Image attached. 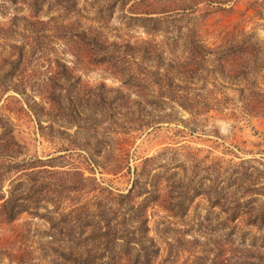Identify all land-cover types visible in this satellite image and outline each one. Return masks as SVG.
<instances>
[{
    "label": "rangeland",
    "instance_id": "1",
    "mask_svg": "<svg viewBox=\"0 0 264 264\" xmlns=\"http://www.w3.org/2000/svg\"><path fill=\"white\" fill-rule=\"evenodd\" d=\"M0 151V264H264V0H0Z\"/></svg>",
    "mask_w": 264,
    "mask_h": 264
},
{
    "label": "trees",
    "instance_id": "2",
    "mask_svg": "<svg viewBox=\"0 0 264 264\" xmlns=\"http://www.w3.org/2000/svg\"><path fill=\"white\" fill-rule=\"evenodd\" d=\"M10 140H12V142L9 141L8 146H14V147H21V145L19 144V142H17L13 137L10 138ZM15 152H13L14 154ZM3 156V152L0 151V157ZM155 159H149L146 158L144 159V165L147 166L148 162H154ZM26 163H29L25 160L22 161H12L9 162L8 165H5L7 163H1L0 164V224L1 223H10L13 224L15 223L19 217L25 213L26 211H28V207L25 206V204H23L21 202V204H18V200L12 196V193H10L9 196H6V194L3 193V187H4V183L9 179L10 176H12V174H14L15 172H18L20 169L25 170L26 168L25 165H27ZM148 170V168H146ZM146 169H144L143 172H146ZM150 171L148 170L147 173H145V176L148 175ZM135 178L133 179L131 188L128 190L127 194H120V199H126L129 201H132L134 199H137L139 197L142 196V194L149 192L150 191L147 189V186L144 185L145 182H147V180H145L146 178H143L144 175L143 174H139L137 172V168L134 172ZM154 177V175H153ZM152 177V178H153ZM223 188H220V190L218 189V194L221 196L223 194ZM145 191V192H144ZM254 191L256 192L255 194H259V195H263L264 196V186H262L261 188H254ZM208 192V190H207ZM198 193V192H197ZM154 196V202L156 204L159 205H166L167 202V197L161 193V191H156V192H152ZM202 195H207V193L202 194ZM169 200V198H168ZM221 201H223V198H219V202L222 203ZM170 203V202H169ZM223 205V204H222ZM251 210V209H250ZM37 213V212H36ZM241 216H249V217H253L251 219L252 224L254 226H261L263 224L264 226V201L261 202L260 207H253L252 210L250 212H238L236 214H233V216H230V219L232 221H236L239 217ZM80 219V217H79Z\"/></svg>",
    "mask_w": 264,
    "mask_h": 264
}]
</instances>
